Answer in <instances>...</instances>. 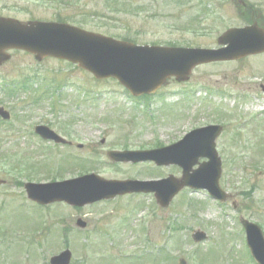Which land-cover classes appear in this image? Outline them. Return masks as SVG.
I'll use <instances>...</instances> for the list:
<instances>
[{"label":"rangeland","instance_id":"rangeland-1","mask_svg":"<svg viewBox=\"0 0 264 264\" xmlns=\"http://www.w3.org/2000/svg\"><path fill=\"white\" fill-rule=\"evenodd\" d=\"M246 1L261 11L260 24L264 26V0ZM239 6L233 0H0V14L22 22L63 21L140 46L214 49L226 30L248 24ZM29 79H38L39 87L74 88L71 95L76 99L62 101L68 103L67 108L60 105L55 109V101L47 100L44 105L49 107L32 109L26 116L52 122L54 112L61 111L62 122L57 127L69 129L86 147L75 155L83 162L69 158L73 166L64 154H57V165L43 158V176L38 175V180L73 179L91 173L120 180L180 177L181 169L176 166L115 165L107 151L158 148L195 128L224 123L229 126L218 148L224 162L223 187L250 196L239 198L240 214L232 206L217 205L207 192L190 190L175 198L168 209L158 207L152 195L123 197L80 209L64 204L41 209L14 196L23 191L15 187L16 179L28 180L19 175L25 155L17 154L6 163L4 158L12 154L13 143L4 138L0 140V177L8 186L0 188V264H49L51 257L66 249L73 252L72 264H178L181 258L189 264H256L244 245L238 218L244 215L264 229V174L252 169L261 163L264 170V131L260 126L264 114L255 115L247 107L264 97L260 87L264 85V57L201 67L189 84L170 83L145 104L130 98L117 81H96L66 62L37 63L30 55L16 53L0 70V83L7 87ZM77 87L102 92L105 97L97 103L96 111L88 109L84 115L78 111L84 105L75 104L80 96ZM245 92L250 95L246 103ZM6 93L0 87V98L11 103V108L24 105L22 94L11 98ZM16 112L20 116L19 109ZM172 112L180 115L174 117ZM85 117L95 120L69 125L75 118ZM248 204L251 210L246 209ZM79 219L87 222L86 229L76 227ZM38 229L42 232L37 237L28 232ZM198 230L209 236L204 243L192 240Z\"/></svg>","mask_w":264,"mask_h":264},{"label":"water","instance_id":"water-1","mask_svg":"<svg viewBox=\"0 0 264 264\" xmlns=\"http://www.w3.org/2000/svg\"><path fill=\"white\" fill-rule=\"evenodd\" d=\"M218 50L161 48L136 46L90 33L66 24L33 22L22 24L0 18V63L8 58L6 51L19 49L41 61L47 57L67 60L87 70L98 79H118L135 96L156 92L167 79L189 80L193 69L204 63L237 60L264 52V30L257 25L228 31L219 39ZM220 129L213 127L190 133L180 143L162 151L113 153L115 161H155L158 165L176 164L184 169L182 179L170 177L157 182L106 181L89 175L72 181L50 185H29V196L41 204L65 201L84 206L99 200L133 192H155L158 203L169 206L175 195L185 187L206 189L215 199L224 201L220 189L222 163L215 151ZM132 155V156H129ZM171 155V159L167 157ZM202 157L209 162L191 171ZM249 244L260 264H264V240L261 232L245 223ZM204 235L197 233L195 240ZM69 252L54 258L52 264H69ZM181 264H186L184 261Z\"/></svg>","mask_w":264,"mask_h":264},{"label":"flooded vegetation","instance_id":"flooded-vegetation-1","mask_svg":"<svg viewBox=\"0 0 264 264\" xmlns=\"http://www.w3.org/2000/svg\"><path fill=\"white\" fill-rule=\"evenodd\" d=\"M27 121H25L24 123H22L21 128L22 131L24 132L23 135H21V138L24 140H27V142L29 143V149L30 150H37V152L42 153L44 151V148H47V151H52L57 150V144H55V142H44V140L39 137L36 133V129L39 125H43L44 123L39 124L38 122V118H25ZM13 122H16V119H13L10 123L13 124ZM0 124H7V123H3L2 120L0 119ZM48 126V124H45ZM52 128V127H51ZM9 130H13L12 127L7 128ZM53 129V128H52ZM54 130V129H53ZM5 135V134H3ZM65 138L71 139V137L69 136H65ZM68 142H70V140H68ZM59 146V145H58ZM60 147H62L63 149H65L66 153H70L72 152V149L74 148L73 144H63ZM29 171H30V175L31 176H35L36 175V163L34 161H31L29 164Z\"/></svg>","mask_w":264,"mask_h":264}]
</instances>
